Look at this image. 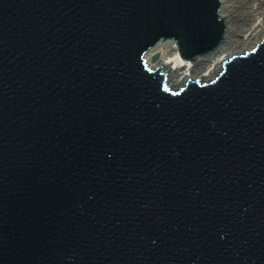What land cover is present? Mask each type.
<instances>
[{
  "label": "water",
  "instance_id": "obj_1",
  "mask_svg": "<svg viewBox=\"0 0 264 264\" xmlns=\"http://www.w3.org/2000/svg\"><path fill=\"white\" fill-rule=\"evenodd\" d=\"M224 39L221 0H0V264H264V42L144 59Z\"/></svg>",
  "mask_w": 264,
  "mask_h": 264
},
{
  "label": "bare ground",
  "instance_id": "obj_2",
  "mask_svg": "<svg viewBox=\"0 0 264 264\" xmlns=\"http://www.w3.org/2000/svg\"><path fill=\"white\" fill-rule=\"evenodd\" d=\"M225 2H228L225 6H223L222 14L223 18L226 21V23L229 25L227 28V37H226V46L227 50H231L230 53H226L223 51L222 53L218 54L216 57H212L210 62L208 63L206 60V65L202 66V63L196 62L193 66L189 67V63L183 62L181 58L178 55L177 52V46L175 44H164L150 52H148L145 56L147 60L151 59V57L159 52L161 55V58L157 60L154 64L149 63L151 69L155 70L157 67H169L170 69V80L169 85L172 86L173 90L179 89L181 86H184V83L187 81L188 77L191 76V78L197 79L198 77L201 80H205L209 76L213 74V72L218 68V66L222 65L225 61H228L233 56H240L244 55L245 51H239L236 52L234 49L236 46L239 45V42L234 41V38L236 39L239 33L242 31L243 34L246 32H251L249 29H243L244 28V22L246 19L245 16L249 14H253V11H251V8H255V4L257 0H223ZM261 1V9L264 8V0ZM250 10V13L249 11ZM255 12V11H254ZM260 12H258L259 14ZM254 15V14H253ZM245 30V31H244ZM262 36L258 38V40L261 39ZM256 45L255 43L252 44V46ZM229 52V51H228ZM226 57V58H225ZM225 59V60H224ZM208 63V64H207ZM207 66V67H206ZM185 69V71H183Z\"/></svg>",
  "mask_w": 264,
  "mask_h": 264
},
{
  "label": "rangeland",
  "instance_id": "obj_3",
  "mask_svg": "<svg viewBox=\"0 0 264 264\" xmlns=\"http://www.w3.org/2000/svg\"><path fill=\"white\" fill-rule=\"evenodd\" d=\"M253 2V0H251ZM226 4H228V2H225L223 0H221V15H222V18H223V14H222V8L223 6H225ZM255 8H251V11H253V14H249L247 16H245L244 18L246 19V21L244 22V28L243 29H249L251 31V28H252V31L251 32H248V33H244L241 31L239 33V35L237 36V38L235 39L234 38V41H237L239 42V45L236 46V48L234 49L236 52H241V51H245V52H248V51H252L254 49H257L258 46L260 44H262L264 42V9L262 10L260 7H261V1L260 0H257L255 6ZM264 8V7H262ZM249 13H250V10H248ZM258 12H260L258 14ZM223 21H224V24H225V39H224V43H223V46L219 49V51L217 53H215L214 55L210 56L209 59L207 62L209 63L210 60L212 59V57H216L218 54L222 53L223 51H225L227 54L231 52V50H227V46H226V37H227V30H228V24L226 23V21L224 20L223 18ZM245 31V30H244ZM261 37L260 40H258V38ZM256 44L254 46H252V44ZM229 51V52H228ZM159 54V52H157ZM161 58V55L159 54V58ZM226 58V57H225ZM157 59V60H158ZM202 60V61H199L200 63H202V66H204V64L206 63V60ZM157 60H152V57L151 59L148 60V63H155ZM181 60H183L181 58ZM225 60V59H224ZM184 64L187 63L183 60ZM207 63V64H208ZM189 67L193 66L194 63H189ZM206 65V64H205ZM207 67V66H206ZM183 71H185V69H183ZM163 72L166 74V77L168 79H170V69L169 67H167L166 69L163 68ZM188 79H192L191 76L188 77ZM187 79V80H188ZM199 80H201L199 77L197 78ZM197 79H194V80H197ZM187 82V81H186ZM185 82V83H186Z\"/></svg>",
  "mask_w": 264,
  "mask_h": 264
}]
</instances>
